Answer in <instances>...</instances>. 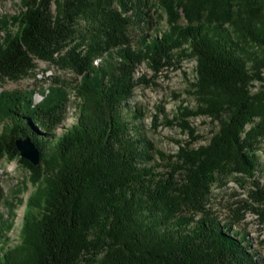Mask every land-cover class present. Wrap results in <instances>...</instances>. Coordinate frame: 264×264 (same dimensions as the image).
<instances>
[{"label":"trees","instance_id":"obj_1","mask_svg":"<svg viewBox=\"0 0 264 264\" xmlns=\"http://www.w3.org/2000/svg\"><path fill=\"white\" fill-rule=\"evenodd\" d=\"M2 17L0 83L36 61L78 79L69 94L58 78L0 92V158L32 187L19 226L0 221V264H264L233 228L243 212L224 221L211 203L215 187L248 180L264 219V0H20ZM183 59L195 63L196 106L177 111L189 140L165 154L140 135L129 100L149 84L141 64L155 74ZM199 116L214 130L194 147L188 118ZM18 138L37 148L36 165Z\"/></svg>","mask_w":264,"mask_h":264},{"label":"rangeland","instance_id":"obj_2","mask_svg":"<svg viewBox=\"0 0 264 264\" xmlns=\"http://www.w3.org/2000/svg\"><path fill=\"white\" fill-rule=\"evenodd\" d=\"M153 1V0H152ZM20 9V0H0V19L5 15L16 14ZM155 28H165L164 18L153 16ZM155 35L154 31L144 30ZM142 31L132 30L133 40ZM175 65L160 73L153 71L144 63L138 68L136 76H143L149 80L148 85L138 86L129 100L130 110H136L142 115L139 122L140 135L150 140L153 146L165 154H174L178 149V142L189 140L187 133L181 131L178 125V110L181 106L194 109L196 102L190 89L195 79L192 60L175 61ZM52 78H58L68 83V94L78 77L72 72L59 70L43 61H36V69L28 76L17 81L5 80L0 83L2 90L46 89ZM41 97H38V100ZM73 104L69 105L71 111ZM188 121L195 128V134L200 138L193 143L196 147L207 143L214 130V124L205 117H190ZM169 123H174L169 125ZM1 128V125H0ZM264 148V144H263ZM264 164V153L261 155ZM28 174L16 160L6 156L0 158V221L7 219L19 226L25 210L26 200L32 187L27 181ZM250 183L248 180L230 178L223 187H215L212 192L211 203L213 210L221 220L227 221L241 210V219L233 228L246 233L251 240V247L264 260V219L256 214L247 197ZM10 236L16 239L15 231Z\"/></svg>","mask_w":264,"mask_h":264},{"label":"water","instance_id":"obj_3","mask_svg":"<svg viewBox=\"0 0 264 264\" xmlns=\"http://www.w3.org/2000/svg\"><path fill=\"white\" fill-rule=\"evenodd\" d=\"M15 146L19 152L20 157L30 161L34 165L38 163V150L29 139L18 138L15 140Z\"/></svg>","mask_w":264,"mask_h":264}]
</instances>
